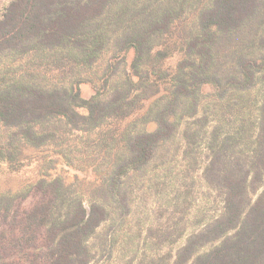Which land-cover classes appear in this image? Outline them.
<instances>
[{"label":"trees","instance_id":"1","mask_svg":"<svg viewBox=\"0 0 264 264\" xmlns=\"http://www.w3.org/2000/svg\"><path fill=\"white\" fill-rule=\"evenodd\" d=\"M193 14L183 29V58L170 70L163 42ZM130 49L128 68L121 56ZM106 52L113 59L103 68V87L82 97L84 74ZM29 54L67 75L44 84L7 77ZM206 84L214 87L210 96ZM147 102L125 129L126 151L113 164L105 198L87 202L60 177L41 181L47 197L24 221L44 229L50 242L43 264H90V240L111 208L128 211L122 177L144 170L160 146L178 140L184 160L204 152L202 174L223 211L188 235L172 264H264V0H11L0 19V130L7 133L0 161L99 130ZM7 200L0 197V212Z\"/></svg>","mask_w":264,"mask_h":264},{"label":"rangeland","instance_id":"2","mask_svg":"<svg viewBox=\"0 0 264 264\" xmlns=\"http://www.w3.org/2000/svg\"><path fill=\"white\" fill-rule=\"evenodd\" d=\"M10 2L0 0V19ZM193 18L194 14L178 22L163 42L171 52L165 61L170 70L183 58V29ZM123 56L130 68L135 50ZM110 59L111 53L106 52L96 68L84 74L88 80L79 85L82 97L89 99L103 87V68ZM42 60L33 54L24 56L9 66L7 77H31L44 84L67 75L51 70ZM203 91L210 96L214 87L206 84ZM258 93L254 91L257 97ZM149 102L132 116L108 121L94 132L70 133L49 146L25 147L13 161H0V197L8 198L5 206L9 207L0 212V264H43L48 257L50 242L44 229L35 230L24 221L26 212L47 197L40 187L43 179L60 177L87 202L91 196L105 198L113 164L126 151L125 129L143 115ZM79 111L88 113L86 108ZM146 127L153 131L157 124L149 122ZM6 134L0 130V143L6 141ZM181 147L179 140L160 146L148 167L122 177L119 189L127 196L128 211L123 214L111 208V217L90 240L95 253L90 264H172L188 235L222 213L220 194L202 174L204 152L198 150L184 160L179 157Z\"/></svg>","mask_w":264,"mask_h":264}]
</instances>
